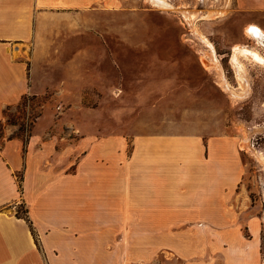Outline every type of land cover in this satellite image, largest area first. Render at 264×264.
I'll return each mask as SVG.
<instances>
[{
    "label": "crops",
    "instance_id": "obj_1",
    "mask_svg": "<svg viewBox=\"0 0 264 264\" xmlns=\"http://www.w3.org/2000/svg\"><path fill=\"white\" fill-rule=\"evenodd\" d=\"M115 1L0 0V121L21 96L48 88L40 59L56 50L58 29ZM238 145L229 133L113 132L81 137L62 162L40 134L25 150L4 134L0 264H260Z\"/></svg>",
    "mask_w": 264,
    "mask_h": 264
},
{
    "label": "rangeland",
    "instance_id": "obj_2",
    "mask_svg": "<svg viewBox=\"0 0 264 264\" xmlns=\"http://www.w3.org/2000/svg\"><path fill=\"white\" fill-rule=\"evenodd\" d=\"M168 2L201 12L224 11L196 23L213 47L216 64L175 11L144 0L92 6L72 26L58 29L56 50L50 47L47 59H40L39 70L49 73L48 88L30 91L4 110L0 148L4 134L18 138L25 150L28 137L37 133L56 144V159L64 162L65 150L83 136L177 129L232 134L246 163L241 184L260 217L264 264V125L247 131V125L264 122V66L239 57L243 79L233 55V47L245 45L264 58V47L245 34L249 25L264 31V9L258 0ZM221 78L244 96L223 91ZM253 135L261 136L259 144ZM17 213L23 214L24 207Z\"/></svg>",
    "mask_w": 264,
    "mask_h": 264
},
{
    "label": "bare ground",
    "instance_id": "obj_3",
    "mask_svg": "<svg viewBox=\"0 0 264 264\" xmlns=\"http://www.w3.org/2000/svg\"><path fill=\"white\" fill-rule=\"evenodd\" d=\"M146 3L151 5L152 7H155L157 9H168L177 12L184 22L188 25L190 28V31L196 36V38L199 39L200 42H202L206 47L210 50V55L212 57L213 62L216 64V58L214 56V50L211 45L207 41V39L203 38L196 28V23L200 19H213L214 17H217L221 15L224 11L222 10H207L205 12L199 11L197 8H191V7H173V5L168 2V0H144ZM245 34L249 38H253L259 46L264 47V31L259 28L256 25H249L245 29ZM233 55L235 56V68L237 70L238 76L241 78H245L244 76V69L243 64L240 62L239 57H243V59H254L258 60V63H260L262 66H264V58L260 56V54L255 49H248L245 45L241 46H235L233 47ZM234 56H232V59H234ZM218 86L225 92H227L230 96L235 98H241L244 96L245 93L243 92H237L234 88L229 86L223 78L220 79V82L218 83ZM245 143V141H244ZM246 144V143H245ZM245 146V145H244ZM262 159H264L263 156H261ZM264 167V166H263Z\"/></svg>",
    "mask_w": 264,
    "mask_h": 264
},
{
    "label": "flooded vegetation",
    "instance_id": "obj_4",
    "mask_svg": "<svg viewBox=\"0 0 264 264\" xmlns=\"http://www.w3.org/2000/svg\"><path fill=\"white\" fill-rule=\"evenodd\" d=\"M249 123H251V122H249ZM262 123H263V124H261V123H256V125H255V124H252L251 126H250V125H247V131L250 132V129H251V128H255V127H257V126H263V125H264V122H262ZM260 137H261V136H254V135H253V136H252V139L256 140V144H259V142L257 141V139L260 138ZM251 143H252V145L254 146L255 143L252 142V141H251Z\"/></svg>",
    "mask_w": 264,
    "mask_h": 264
},
{
    "label": "built area",
    "instance_id": "obj_5",
    "mask_svg": "<svg viewBox=\"0 0 264 264\" xmlns=\"http://www.w3.org/2000/svg\"><path fill=\"white\" fill-rule=\"evenodd\" d=\"M250 143H251V142H250ZM251 146H253L252 143H251Z\"/></svg>",
    "mask_w": 264,
    "mask_h": 264
}]
</instances>
